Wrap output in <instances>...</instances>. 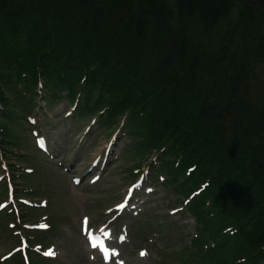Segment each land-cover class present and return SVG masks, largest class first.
<instances>
[{"label":"trees","instance_id":"trees-1","mask_svg":"<svg viewBox=\"0 0 264 264\" xmlns=\"http://www.w3.org/2000/svg\"><path fill=\"white\" fill-rule=\"evenodd\" d=\"M232 8L216 45L204 40ZM257 64L264 71V0H0V69L44 87L47 101L65 90L75 116L124 121L171 185L197 191L189 209L216 241L191 242L206 264H264Z\"/></svg>","mask_w":264,"mask_h":264},{"label":"rangeland","instance_id":"rangeland-1","mask_svg":"<svg viewBox=\"0 0 264 264\" xmlns=\"http://www.w3.org/2000/svg\"><path fill=\"white\" fill-rule=\"evenodd\" d=\"M237 15L228 11L204 40L216 45V32ZM11 71L1 66L0 264H206L191 242L208 247L215 238L189 209L195 195L170 184L153 149L135 147L124 121L100 125L92 110L75 116V97L62 90L47 101L44 87L29 90ZM89 89L97 108L98 91ZM250 97L264 99L260 64ZM89 230L105 241L107 259L88 246Z\"/></svg>","mask_w":264,"mask_h":264},{"label":"snow or ice","instance_id":"snow-or-ice-1","mask_svg":"<svg viewBox=\"0 0 264 264\" xmlns=\"http://www.w3.org/2000/svg\"><path fill=\"white\" fill-rule=\"evenodd\" d=\"M121 207H123V205H121ZM87 223H88L87 218H85V221H84L85 226L87 225ZM85 230L87 229L85 228ZM92 247H96V245L93 243ZM46 255H54V253L49 252V253H46ZM141 255H144V253H141ZM105 259H107V257H105Z\"/></svg>","mask_w":264,"mask_h":264}]
</instances>
